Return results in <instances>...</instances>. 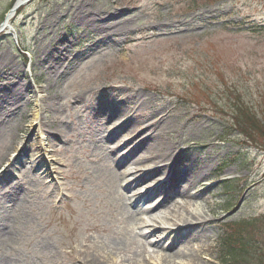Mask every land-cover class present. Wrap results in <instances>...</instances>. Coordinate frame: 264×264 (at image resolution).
Returning a JSON list of instances; mask_svg holds the SVG:
<instances>
[{"label":"rangeland","instance_id":"rangeland-1","mask_svg":"<svg viewBox=\"0 0 264 264\" xmlns=\"http://www.w3.org/2000/svg\"><path fill=\"white\" fill-rule=\"evenodd\" d=\"M11 1L0 264H222L228 225L264 216V143L231 124L235 99L264 120V0H29L4 30Z\"/></svg>","mask_w":264,"mask_h":264},{"label":"trees","instance_id":"trees-1","mask_svg":"<svg viewBox=\"0 0 264 264\" xmlns=\"http://www.w3.org/2000/svg\"><path fill=\"white\" fill-rule=\"evenodd\" d=\"M16 0L11 1V6ZM248 26L245 24H234L233 26ZM252 33H264V24L251 23L248 28ZM234 112L231 116L232 128H234L244 140V143L255 145L263 148L264 143V120L251 107L235 99ZM264 222V216L244 219L235 224L228 225L229 229L221 235L219 246L222 252L221 263L245 262L250 258L257 257L258 261L263 264L264 253L262 248L247 242V237L254 236L256 227L259 223ZM260 249V250H259Z\"/></svg>","mask_w":264,"mask_h":264},{"label":"bare ground","instance_id":"bare-ground-1","mask_svg":"<svg viewBox=\"0 0 264 264\" xmlns=\"http://www.w3.org/2000/svg\"><path fill=\"white\" fill-rule=\"evenodd\" d=\"M28 0H18L17 1V4H16V9H14V10H12L11 12H9V14L7 15V17L5 18V20L3 21V24H2V29H4V30H7L9 27V25H10V23H11V20H12V18H13V16L17 13V11L19 10V7L20 6H23V4L25 3V2H27ZM139 41H142L141 39H139ZM58 60V59H57ZM14 70L15 69H17V67H14L13 68ZM3 68H2V66H0V75H1V73H4L3 71ZM7 73V72H6ZM5 73V74H6ZM13 97H15V96H13ZM3 100V98L1 97L0 98V100ZM4 103H5V105H8L9 103L5 100L4 101ZM151 158H150V160L151 159H153V160H155V158H153L152 156H150ZM149 160V161H150ZM150 162H154V163H157L156 161H150ZM164 163L162 164V165H165V163L167 162L166 160H164L163 161ZM180 179H185L186 180V182L188 183V184H192L194 181H195V178H193V177H190V178H185V177H183L182 176V178L180 177ZM197 179V178H196ZM169 183V185H167L168 186V188H173V187H175V186H177V183H175V182H173V181H171V180H169L168 181ZM201 194V192H196L195 191V194H194V196H193V198H195V197H197L198 195H200ZM179 203H182L181 201L179 202ZM131 219V218H130ZM133 220V219H132ZM136 221H138V220H140V219H135ZM199 219L197 218V217H194V216H192V218L191 219H185V218H179L178 219V221H170V222H168V223H166L167 224V228H163V229H165L164 230V232H165V234L166 233H172V234H174L175 233V231L174 230H176V228L178 227V226H180L181 224L182 225H184V224H187V223H189V222H197ZM2 227V226H1ZM167 229V230H166ZM163 231V230H162ZM154 239H156V240H158V242H156V245H158L160 242H162L161 240H159L158 238H159V235L158 236H154L153 237ZM168 241V240H167ZM158 243V244H157ZM84 263L85 264H106V262H103V261H101L100 259H94V258H91V259H86L85 261H84Z\"/></svg>","mask_w":264,"mask_h":264},{"label":"water","instance_id":"water-1","mask_svg":"<svg viewBox=\"0 0 264 264\" xmlns=\"http://www.w3.org/2000/svg\"><path fill=\"white\" fill-rule=\"evenodd\" d=\"M14 9H16V8H14Z\"/></svg>","mask_w":264,"mask_h":264}]
</instances>
